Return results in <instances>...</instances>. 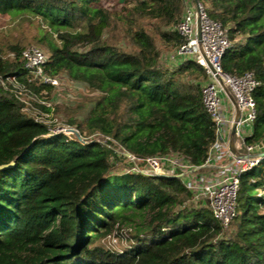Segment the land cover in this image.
<instances>
[{
    "label": "trees",
    "instance_id": "obj_1",
    "mask_svg": "<svg viewBox=\"0 0 264 264\" xmlns=\"http://www.w3.org/2000/svg\"><path fill=\"white\" fill-rule=\"evenodd\" d=\"M199 1L231 40L224 70L260 81L247 142H264V0ZM185 10V0H0V15L36 20L47 74L95 93L84 118L66 120L77 133L53 131L2 80L16 76L49 117L59 87L32 78L21 57L28 44H0V164L13 162L0 170V264H264V159L241 174L227 227L181 178L116 162V150L183 154L194 165L208 157L216 139L202 98L208 73L190 57L161 62L160 42L175 51L184 44ZM122 226L130 243L117 252L105 240Z\"/></svg>",
    "mask_w": 264,
    "mask_h": 264
},
{
    "label": "built area",
    "instance_id": "obj_2",
    "mask_svg": "<svg viewBox=\"0 0 264 264\" xmlns=\"http://www.w3.org/2000/svg\"><path fill=\"white\" fill-rule=\"evenodd\" d=\"M185 3V14L177 25V31L185 41L173 57L177 60L190 57L208 73L209 79L202 87V98L216 129V139L209 148L208 157L204 164L194 165L183 154L139 158L125 150L116 151L130 163V171L153 177L181 178L194 201H205L215 219L227 227L237 215L241 174L264 159V142H247L257 117L254 92L260 81L252 71L232 75L224 70L222 58L231 46V40L223 24L211 18L199 0H185ZM9 56L14 57L15 54L10 53ZM21 57L32 78L58 87L60 76H51L44 70L47 54L43 49L27 47ZM7 82L12 84V89H17L18 96L29 106L17 77L9 76L2 80L11 89ZM28 106L25 108L27 111ZM36 118L47 120L42 115ZM69 130L77 133L74 128ZM92 139L99 142L110 140L116 144L111 137L100 134L93 135ZM130 232V227H116L106 240L111 244H116L118 238L128 241Z\"/></svg>",
    "mask_w": 264,
    "mask_h": 264
},
{
    "label": "rangeland",
    "instance_id": "obj_3",
    "mask_svg": "<svg viewBox=\"0 0 264 264\" xmlns=\"http://www.w3.org/2000/svg\"><path fill=\"white\" fill-rule=\"evenodd\" d=\"M36 20H28L27 18L11 17L9 15H0V44L6 46L8 43H15L21 41L23 45L40 47L47 53V48L40 42H37L35 36H37ZM60 43V42H59ZM161 49V62L162 64L173 66L177 63L175 59L174 48L166 46L162 42L159 43ZM55 96L50 100V103H54L58 112L49 117L48 114H42L39 107H35L29 102V110L34 116H44L52 124H56L53 131L71 133L69 129L76 128L66 123L68 117L84 118L88 109L93 106L94 103L90 102L95 93L82 82L72 81L65 75H60V84L58 85ZM35 99V98H34ZM29 101V98L27 99ZM88 100V101H86ZM86 101V102H85ZM33 103V102H32ZM87 103V104H86ZM58 120V121H57ZM116 162L121 167L128 166V161L125 158H117ZM107 246L116 250L117 252L124 250L129 245V240L121 238L117 239L116 244L110 243L105 240Z\"/></svg>",
    "mask_w": 264,
    "mask_h": 264
},
{
    "label": "water",
    "instance_id": "obj_4",
    "mask_svg": "<svg viewBox=\"0 0 264 264\" xmlns=\"http://www.w3.org/2000/svg\"><path fill=\"white\" fill-rule=\"evenodd\" d=\"M121 1H123V0H121ZM12 165H13V162L5 163V164H0V170L1 169H4V168L11 167ZM207 202L209 203V200H207Z\"/></svg>",
    "mask_w": 264,
    "mask_h": 264
}]
</instances>
